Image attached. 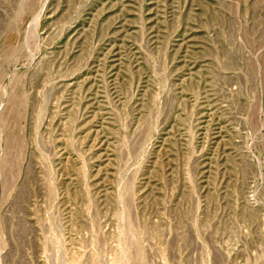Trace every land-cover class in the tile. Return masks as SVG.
<instances>
[{
    "label": "rangeland",
    "instance_id": "rangeland-1",
    "mask_svg": "<svg viewBox=\"0 0 264 264\" xmlns=\"http://www.w3.org/2000/svg\"><path fill=\"white\" fill-rule=\"evenodd\" d=\"M0 264H264V0H0Z\"/></svg>",
    "mask_w": 264,
    "mask_h": 264
}]
</instances>
